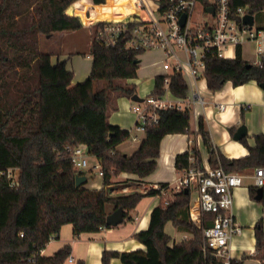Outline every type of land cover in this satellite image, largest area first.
Returning <instances> with one entry per match:
<instances>
[{
    "label": "trees",
    "instance_id": "16d2710c",
    "mask_svg": "<svg viewBox=\"0 0 264 264\" xmlns=\"http://www.w3.org/2000/svg\"><path fill=\"white\" fill-rule=\"evenodd\" d=\"M105 1L0 0V169L20 168L15 187L0 175V264H65L71 252L69 244L53 255L41 253L58 237L64 224H73L75 236L112 228L106 223L109 213L121 206L124 221L132 219L130 211L147 195H158L160 202L151 211L148 228L134 234L145 249H105L102 264H110L114 257L124 264H218L220 259L212 251L203 250L202 227L189 217L190 191H175L162 182L160 188L145 192L111 193V177L117 173L118 164L132 165L145 152L146 138L132 155L120 152L117 146L131 132L109 121L110 112L118 108L117 99H131L137 93V85L129 80L137 77V55L143 51L125 47L124 40L106 46L96 39L103 22L92 24L91 72L84 81L74 83L66 60L53 62L58 52L41 47L43 35L73 32L106 18L124 19V0ZM230 6L239 20V7L247 12L252 9L254 23L264 28V0H230ZM204 59V77L210 90H220L227 81L234 86L251 80L264 83V61L260 66L245 59L240 47L234 58L220 57L209 49ZM99 80L106 83L97 88ZM166 88L178 98H185L189 90L182 74L175 70L157 75L150 94L162 95ZM190 115L189 107L162 110L159 122L148 126L146 134L191 133ZM230 130L234 132L233 127ZM198 133L208 148L212 167L221 165L227 171L249 174L255 167L264 166V132L254 136V145L244 137L241 141L248 154L234 158L213 146L202 116ZM79 144H85L89 154L104 165L100 188L76 185L77 175L87 176L75 170L71 159L69 148ZM191 154L202 162L199 150L192 146L185 161L178 163L180 169L188 165ZM248 188L254 198L257 187ZM262 188L259 202L264 205ZM206 217L212 216L207 213ZM169 221L190 231L191 236L171 244L172 237L165 230ZM209 223L204 221V225ZM254 230L255 253L232 257L231 264H243L251 256L264 264L263 218L257 220ZM76 264L84 263L79 260Z\"/></svg>",
    "mask_w": 264,
    "mask_h": 264
},
{
    "label": "crops",
    "instance_id": "0c3cea01",
    "mask_svg": "<svg viewBox=\"0 0 264 264\" xmlns=\"http://www.w3.org/2000/svg\"><path fill=\"white\" fill-rule=\"evenodd\" d=\"M126 1L124 0V10ZM130 1L133 6V0ZM82 29H90V25L84 24L77 31L60 33V50L58 54L52 57L53 62L66 60L68 69L74 74V83L82 82L89 76L93 63L92 56L89 58L80 56V53L85 50H81L80 37H78L77 32ZM90 42L89 34L88 46L86 44L84 46L88 50ZM246 42L249 43L250 41ZM246 42L239 46L242 56L249 61H254L257 57L256 54L251 59L245 52L244 44ZM152 54H155V56L153 57ZM139 57L137 77L130 79L129 82H134L136 85L140 84L141 94L148 96L154 87L155 77L165 73L161 64L163 53L159 50H148L142 52ZM144 58V67L140 69V64L143 63ZM192 91L195 92L196 98L192 96L193 98L187 99L191 111V133H152L147 135L144 132L143 139H147L144 154L135 160L132 165L119 163L117 173L113 175L115 178L111 177V180L123 181L121 182L123 185L121 188L111 189L113 195L135 190L145 192L162 182L174 183L181 172L178 163L185 161L192 146H196L199 150L203 165L211 166L208 148L204 144L202 135L198 133L200 116L204 118L213 146L229 158L248 154V148L243 144L242 139L235 140L233 138L234 132L241 124L247 126L245 137L250 145L255 144L254 136L256 134L264 132V87L257 81L251 80L238 86H234L232 82L227 81L220 90L213 91L208 88L206 78L203 76L198 78L192 86L189 85L188 94L190 95ZM167 97L173 100L183 99L175 97L171 92L167 94ZM133 102L125 96L119 97L117 99L118 108L110 112L109 121L130 130V132L134 130L136 115L131 108ZM220 104H224V108L221 109ZM231 127L234 128V132H231ZM120 146L121 143L117 146L120 152L129 156L133 154L123 150ZM98 164L100 165L101 162L99 161ZM102 168L104 169V167ZM103 175H100L102 176L100 180L93 183L92 186L90 185V188H100ZM88 184L85 183L87 186ZM255 201L257 200L250 196L247 185L243 184L235 189L233 212L237 222L244 227V230L240 236H236L231 241L232 257L240 258L243 254L255 253L254 225L258 219L263 218L264 220V205L261 203V208L254 203ZM159 202L160 197L158 195L144 196L137 206L130 211L132 219L127 218L126 221L112 228H103L96 232H83L79 236L74 235L72 223L64 224L58 237L51 239L41 253L53 255L66 244H69L71 247L70 255L75 258V263L71 264H76L79 260H82L84 264H102V253L105 249L119 251L145 249V245L137 240L134 234L148 228L151 211ZM167 233L172 237L171 233ZM190 236L191 234H188L187 237ZM173 241H176L174 236L170 243L172 244ZM65 264L70 263L65 261ZM110 264L124 263L119 258L114 257L111 259ZM243 264L263 263L251 256L245 258Z\"/></svg>",
    "mask_w": 264,
    "mask_h": 264
},
{
    "label": "built area",
    "instance_id": "2783aa9c",
    "mask_svg": "<svg viewBox=\"0 0 264 264\" xmlns=\"http://www.w3.org/2000/svg\"><path fill=\"white\" fill-rule=\"evenodd\" d=\"M107 1V0H106ZM105 1V2H106ZM103 2V3H105ZM197 4H201L203 15L196 21L192 19ZM154 8L149 0H133V6L128 7L126 17L120 20L101 19L89 25L103 22L96 31V39L106 46H115L124 40L125 47L139 51L159 50L163 53L161 60L165 73L171 70L180 72L189 85L192 86L206 71L205 54L209 49L216 51L218 56L234 58L237 47L246 41L256 44L257 65L264 61V28L243 24L242 18L247 13L245 7H239L236 18L231 10L230 0H157ZM213 11H208V8ZM186 15L181 24L182 15ZM138 18L131 22L130 18ZM141 54H138L139 57ZM166 82L167 79H166ZM169 89L162 95L149 94L142 102H133L132 111L136 115L135 129L146 132L147 127L159 122L160 112L166 109H185L190 106L187 99L196 98L195 92L182 100L167 97ZM193 96V97H192ZM200 98V97H199ZM198 98V100H199ZM202 102V100H200ZM219 107L224 108V104ZM138 139V136H134ZM71 150V159L75 170L87 166L88 148L79 144ZM100 167L99 164L94 168ZM19 167L0 169L10 186L19 183ZM103 175V170H99ZM250 176L254 185L264 187V166H257L251 174L237 171H227L223 166L203 165L192 154L188 165L181 169L179 177L169 184L175 191L188 188L191 192L189 217L202 227L203 250L212 251L218 264H231V241L243 233L233 212L234 191L244 184V178ZM155 185L152 188H160ZM167 194V190L162 188ZM211 214L207 218L206 214ZM204 221H210L204 225ZM188 238L184 236L183 239ZM75 263L71 255L66 259Z\"/></svg>",
    "mask_w": 264,
    "mask_h": 264
},
{
    "label": "rangeland",
    "instance_id": "374dc122",
    "mask_svg": "<svg viewBox=\"0 0 264 264\" xmlns=\"http://www.w3.org/2000/svg\"><path fill=\"white\" fill-rule=\"evenodd\" d=\"M149 1L151 2L152 6L154 8L157 7V5H156V1L157 0H149ZM128 7H132V4H131V1L130 0H127L126 1L125 11H127V8ZM203 13L204 12H203L202 5L201 4H197L196 5V8H195V10L193 12L192 19L194 21L198 20L203 15ZM73 15H75V14H73ZM254 24L257 27L256 22ZM91 33H92V30L91 29H84V30L82 29L79 32H77L78 37H80L79 38V43H80V46H81V50H85V51H83V53H80L81 54L80 56H84V57H87V58H89L91 56L89 54V50L86 49L87 47H84L86 45L88 46V43H89V34L91 36ZM60 35H61L60 33H55V34H53L50 37H47V35L41 36V47H42V49L43 50H54V51H57L58 52L60 50ZM246 44H244L245 52H246L247 56L252 59V58H254V56L256 54L255 53L256 44H255V42H252V41L249 42V43L246 42ZM152 55H153V57L155 56V54H152ZM138 58H140V57H138ZM144 63H145V58L143 60V63L140 64V66H141L140 69H142L144 67ZM105 83L106 82L104 80H99L96 83V87L98 88L100 86H103ZM137 94H139L141 97H144V98L147 97V96H144V95L141 94L140 84L137 85ZM191 121L193 122V119L192 118H191ZM131 132H132L131 133V136L128 139H126L125 141H123L121 143V146L120 147L123 150H126L127 152H129V153L132 154V153H134V151H136L139 148V146H140V144L142 142L143 136H144V132L137 131L136 129L132 130ZM135 135H138V139H134V136ZM87 162H88V164H87L86 167L81 168V169H78L77 171H83V172H86L87 173V177H88L87 183H89V184H88V186L87 185H85V186L90 188V185L92 186L93 183H95V182L97 183L100 180V178L102 177L99 174V170L100 169L104 170L102 168L104 165L101 163L100 164V167L94 168V165L98 164L99 161H98V159L94 155H91V154H88V156H87ZM246 173H249V170H247ZM249 174H251V173H249ZM112 177L115 178V176H112ZM121 182H123V181H116V180H113L112 179L111 180V184H110V186H111L110 188L111 189H113V188L114 189L121 188L123 186L121 184ZM244 185H247V186L254 185L253 178L250 177V176L245 177L244 178ZM115 193H121V192H115ZM192 196H194V195H192ZM254 203L256 205H258L259 207L262 208V205H261L260 202L255 201ZM245 210H247V209H245ZM243 229H244V227H243ZM166 231L169 232V233H171L172 234V238L174 236L176 238V241H180V240H182L184 238V236H188V234L189 235L191 234V232L188 231L185 228H177L176 229L174 227V225L172 224V222H170V221L166 225Z\"/></svg>",
    "mask_w": 264,
    "mask_h": 264
},
{
    "label": "water",
    "instance_id": "95a60500",
    "mask_svg": "<svg viewBox=\"0 0 264 264\" xmlns=\"http://www.w3.org/2000/svg\"><path fill=\"white\" fill-rule=\"evenodd\" d=\"M208 11H213V8L209 7ZM67 13H69L68 9L66 11ZM71 14V13H69ZM186 19V15L183 14L182 18H181V24H184ZM131 22H138V18H130ZM242 22L245 25H248L249 27H252L254 24V14H253V10L249 9L248 12L243 16L242 18ZM140 60H138L139 62ZM261 86L264 87V83L261 84ZM132 101L135 102H142L144 100V97H141L139 94L135 93L132 97H131ZM247 134V126L245 124H241L237 130L234 132L233 138L235 140H241L243 139ZM76 185H82L85 184L87 182V176L86 175H77L76 179H75ZM185 192H188V188L184 189ZM262 193H263V188L262 187H258L256 190V195L254 196V199L257 201H260L262 198ZM126 216H125V210L123 207H118L115 210H113L111 213H109L106 217V223L109 226L115 227L121 223H123V221L125 220Z\"/></svg>",
    "mask_w": 264,
    "mask_h": 264
},
{
    "label": "bare ground",
    "instance_id": "6f19581e",
    "mask_svg": "<svg viewBox=\"0 0 264 264\" xmlns=\"http://www.w3.org/2000/svg\"><path fill=\"white\" fill-rule=\"evenodd\" d=\"M126 17V14H125V12H124V18Z\"/></svg>",
    "mask_w": 264,
    "mask_h": 264
}]
</instances>
